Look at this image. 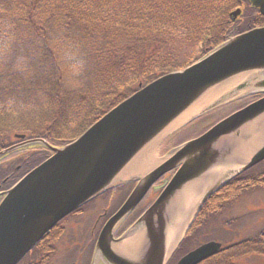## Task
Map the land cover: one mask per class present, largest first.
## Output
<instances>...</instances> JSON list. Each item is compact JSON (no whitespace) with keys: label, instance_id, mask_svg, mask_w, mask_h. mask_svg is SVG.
<instances>
[{"label":"water","instance_id":"obj_1","mask_svg":"<svg viewBox=\"0 0 264 264\" xmlns=\"http://www.w3.org/2000/svg\"><path fill=\"white\" fill-rule=\"evenodd\" d=\"M264 15V0H250ZM240 14L238 10L233 15ZM240 81V82H239ZM239 82V86H235ZM234 86L213 103L193 109L219 87ZM264 94V27L223 43L190 67L166 74L140 86L77 140L60 148L44 140L50 156L6 192L0 204V264L21 260L60 221L99 195L119 185L138 182L121 209L104 226L92 264H167L173 251L166 246L171 212L181 222L193 207V218L206 200L228 180L264 160V135L250 126L264 115V97L228 116L200 137L174 149L170 156L142 176L123 178L129 166L187 116L190 122L235 98ZM240 95V97H238ZM192 113V114H189ZM189 115V116H188ZM182 123V122H181ZM25 138L24 136H20ZM259 137V138H258ZM258 138L255 143L251 141ZM224 140L228 142L222 144ZM245 140L241 159L231 156L230 144ZM13 149L0 153V157ZM137 159V160H138ZM224 169V177L208 188L195 204L200 184L210 172ZM167 176L162 184L155 186ZM161 191L155 202L118 241L116 228L137 208L148 192ZM185 196V206H177ZM192 203H191V202ZM176 226V225H175ZM172 227V226H170ZM137 233L144 234L145 252L137 258L118 253L114 247ZM115 244V245H113ZM221 244L211 242L190 252L178 264H200L215 255Z\"/></svg>","mask_w":264,"mask_h":264},{"label":"trees","instance_id":"obj_2","mask_svg":"<svg viewBox=\"0 0 264 264\" xmlns=\"http://www.w3.org/2000/svg\"><path fill=\"white\" fill-rule=\"evenodd\" d=\"M241 2L0 0V143L15 134L53 147L75 141L140 85L185 69L230 38L264 26V16L248 3L240 18L232 17ZM58 42L67 45V57L73 58L69 78L56 57ZM189 48L197 54L184 57ZM46 157L42 152L31 156L11 185ZM254 171L238 180L240 186L259 183ZM238 181L206 202L176 257L195 247L226 203L246 191L236 188ZM132 186L121 188L123 196ZM54 233L20 264H50L59 238ZM214 239L228 241L225 236ZM263 242L264 231L227 246L204 264H231L247 253L264 254L254 249Z\"/></svg>","mask_w":264,"mask_h":264},{"label":"rangeland","instance_id":"obj_3","mask_svg":"<svg viewBox=\"0 0 264 264\" xmlns=\"http://www.w3.org/2000/svg\"><path fill=\"white\" fill-rule=\"evenodd\" d=\"M242 9L244 10L243 7H242ZM55 46H56L55 47L56 57L58 58L60 64H62L64 66L65 77L69 78L70 74L73 73V69L75 67V66L70 64V61L73 58L71 59V58L67 57V54H68L66 51L67 45H63L62 43L58 42ZM190 49L191 48L184 51V57H186L188 55H194L195 56L197 54V52L194 53ZM195 50L199 51L200 49L196 48ZM239 82L237 84H235V86H239L240 85ZM220 96H221V94L218 95L217 98L214 97L212 100H209L210 101L209 103H213L216 100L220 99ZM238 97H240V95ZM236 99H238V98H235L233 100H236ZM243 105H244V103L234 104V105H230L228 107H225L219 111H216L214 113H209V114L205 115L204 117H202L199 121L194 122V123L188 125L187 127H185L182 131H180L178 134H176L169 142L167 141L166 137L163 140L157 142L155 145H156V148H158L159 150H157L155 153H151V154H153L152 160L154 162L152 164H150L151 166L149 165L150 166L149 169H151L156 164H159L164 159H166V157H168V155H169L170 150H172L176 145L184 143V142L189 141L191 139H194L195 137H198L199 135H201L206 130V128L209 125H212L215 122H217L218 120L222 119L223 117H226V115H228L231 112L241 108ZM186 123H187V121L182 122L181 124L178 125V127L173 128V130L170 131L169 136L171 134H173L174 132H176L179 128H181ZM13 141H14V138H11L8 142H6L4 144H11V143H13ZM34 147H39V145H35ZM150 152H148V153H150ZM27 154L28 153H23V151L14 152V153L10 154L9 159H12L13 157H15L14 159H19V160L15 161V163L18 165L22 161L21 158L25 157ZM147 154L145 153V155H147ZM30 155H28L26 158H28ZM148 170H146V171H148ZM120 190H122V189H120ZM253 191L254 190H250V191L243 193L242 194L243 196L241 197V199L236 201L235 203H233L232 207H234V208L230 209L228 212H227V210L225 211L224 214H226V217L223 218V220L222 219L216 220V221H213V223L210 222L208 225V227L212 226V228L210 227V229H211L210 231L217 230L215 232V235L217 237H220V238L224 235H230V234L224 233L221 230H226V229L231 230L232 227L229 225V223L230 224L232 223L231 222L232 219L230 220L231 215L232 214L244 215L243 213H253V215L251 217H248L249 215H244L241 218H239L238 221L245 219L243 222L240 223L239 227L245 228L247 230L248 234H252L257 229H260L261 223L257 222V220L260 219L259 216L264 213V206H263L264 205V192H260V193L256 194ZM121 197H122L121 192H119L117 190L114 194H112L108 198V200H107L108 205H106L105 208L106 207L110 208V209L113 208V206H111V204H113L116 200L120 199ZM152 197L147 198V203H146L145 207H147L149 205V203L152 201ZM234 216H237V215H234ZM87 218H90L89 221H92L93 215H90ZM75 225H76L75 219L70 220L65 225L69 232L66 234V236H64V239L62 241H60V244L57 245V250H56L55 256H53V260L50 264H62L63 263L62 258L64 257L65 252H66L65 250L67 248L70 249L71 247H73L77 243H79L81 246L85 245V248H86L88 243H90V241L92 240V235H91L92 234V228L91 227L85 231V241H84V237L82 240H80V238H81L80 230L78 232L79 236H77ZM77 228H78V226H77ZM263 228H264V226H263ZM80 229L83 230V228H80ZM83 233H84V230H83ZM209 234H210V232L208 233V235ZM75 246H78V245H75ZM79 250H81V249H79ZM260 256H263V255L255 253L254 255L244 256L240 259V261L239 260L234 261L232 264H264V258L260 257ZM74 258H76V256H74V257L71 256L67 260L74 259Z\"/></svg>","mask_w":264,"mask_h":264},{"label":"flooded vegetation","instance_id":"obj_4","mask_svg":"<svg viewBox=\"0 0 264 264\" xmlns=\"http://www.w3.org/2000/svg\"><path fill=\"white\" fill-rule=\"evenodd\" d=\"M26 142L23 140V139H16L14 142H13V147H18V146H23ZM25 150V151H24ZM27 150V147H21L20 149L18 150H15L14 152H20V151H23V153H34V152H37L38 150H33V151H26ZM13 152V153H14ZM28 156V154L21 158V163H19L16 167H13L14 165V162L19 160V159H14L15 157H13L12 159H9L8 156L7 158H5V160L3 162H0V173H4L7 172L8 175H6V177H4V181L3 183L6 184L8 182H12L15 178L18 177V175L22 172V170H20L22 168V165L24 163V161L27 159L26 157ZM263 169V170H262ZM262 169H260L258 171V173H256V176L259 177V181H260V184L258 187H256L254 189L253 192H255L256 194L260 193V192H264V163H263V167ZM20 170V171H19ZM19 171V172H18ZM247 174V173H246ZM246 174L242 175L239 177V179H237L236 181H241L242 179H245V178H248L246 177ZM239 181L237 183H235V186L236 188H241V189H246L248 187H243V186H240L239 184ZM242 182V181H241ZM160 182H158L159 184ZM157 184V185H158ZM7 190V187L6 185H0V199H1V194ZM249 190V189H247ZM246 190V191H247ZM154 194L151 192L150 193V197H152ZM243 196V195H242ZM241 196V197H242ZM240 197V199H241ZM239 199V200H240ZM264 206V205H263ZM234 208V207H233ZM138 209V208H137ZM92 212L94 213V215H96V218L93 220L92 224H89L88 227L92 228V240L90 241V243H88V245L86 246L85 248V245L84 246H81L79 243L75 244V245H78V246H73L71 247L70 249L67 248L65 251V255L64 257L62 258V264H90L91 262V258L90 256H92L93 252H94V249L92 247H94V245L96 244V241L98 239V236H99V233L102 229V227L104 226V224L106 223V221L109 219L108 216H109V211H107L105 208H101L99 209L98 206H96ZM136 212V211H135ZM134 212V213H135ZM89 213H83L79 216H77V218L75 219L76 220V232H77V236L78 235V232L80 230L81 232V237L83 239L84 237V241H85V231L88 230L89 228H87L85 226V223L88 221L86 218ZM237 216L231 218L232 220L233 219H238L240 218L242 215L241 214H236ZM234 216V214L231 215V217ZM226 217V214H220L219 216H217V219L218 220H223V218ZM260 219L257 220V222L259 223H263V226H264V214L260 215L259 216ZM225 220V219H224ZM67 224V223H66ZM66 224L64 225H59V230H64L65 233L67 234L69 231L67 230V227L65 226ZM78 226V228H77ZM80 228H83L84 230V233H83V230L80 229ZM126 230V228H124V231ZM123 231V232H124ZM224 233L226 234H230V235H225L226 237H229L230 238V241L231 243H234L232 244L231 246L227 247V248H233V246L236 244L235 242L238 241L239 238H242L243 236L246 235L247 233V230L244 229V228H234V230H222ZM260 231H264V228L262 227V229ZM84 234V235H83ZM54 236H56V232L54 233ZM66 236V235H65ZM116 238L120 237L118 234L115 236ZM232 238V240H231ZM56 239V237L54 238ZM210 242V241H209ZM208 243V242H207ZM238 243V242H237ZM80 245V246H79ZM203 244H200L198 245L197 247L201 246ZM262 248H259V247H255L254 249H259L260 251H262L261 253H264V242H263V245L261 246ZM72 249V250H71ZM81 249V250H79ZM78 250V251H77ZM188 253V252H187ZM186 253V254H187ZM258 253V252H257ZM255 253H249L248 255H254ZM260 254V253H259ZM185 255V254H184ZM246 255V256H248ZM71 256H76V258L74 259H70V260H67L69 257ZM260 257H263L264 256H260ZM241 259V258H240ZM239 259V260H240ZM204 264V263H203Z\"/></svg>","mask_w":264,"mask_h":264},{"label":"bare ground","instance_id":"obj_5","mask_svg":"<svg viewBox=\"0 0 264 264\" xmlns=\"http://www.w3.org/2000/svg\"><path fill=\"white\" fill-rule=\"evenodd\" d=\"M234 85L233 84H228L222 87H219L218 89L214 90L211 94V96H207V98L203 99L199 104H197L195 106V108L193 109L192 113L196 112L197 110H199L205 103H207L209 100H212L214 97H218V95L223 94L225 91L229 90L230 88H232ZM189 113V114H192ZM189 116V115H188ZM189 117L185 116L183 117L179 122H177L175 125H179L181 124V122H183L184 120L188 119ZM175 126V127H177ZM250 131H259L258 136L263 134L264 135V115L258 120V122L255 123L254 126H250ZM260 137V136H259ZM258 137V138H259ZM258 138H255L251 141V143H255L257 141ZM159 142V141H158ZM227 140H224L222 142V144L227 143ZM243 144H247V141L245 140H238L235 141L234 144H230V148H231V156L236 158V160L241 159L244 155H246L245 153L248 152L246 150V148H244ZM152 150V151H151ZM157 150H159L158 148H156V145L153 147H150L146 152H144L143 154H141V156L139 157V159L135 160L130 166L129 168L123 173V178H134L139 176L140 174H145L149 169V167L151 166L150 164H152L154 161L152 160L153 158V154L151 153H155ZM151 151V152H150ZM150 152V153H148ZM145 153L147 155H145ZM150 165V166H149ZM226 170L224 169H218L215 171H212L209 173L208 176H205V179H203L201 181V183L196 184L194 183V189L196 187L197 191L199 189V187L201 188L202 186H205L206 184H210L214 179L218 178V176L220 174H224ZM140 173V174H139ZM14 187V186H13ZM150 193H148L146 195V197H149ZM185 196H183L178 205L177 206H185V201H186ZM191 202V201H190ZM192 203V202H191ZM177 215L173 214L171 212L170 214V221L172 222V227L169 226L168 231H167V241H166V246H167V250L168 252L173 251V249L176 247L177 242L179 240V236H180V227L183 225V227L187 224L188 221V217H183L181 222L177 224H175L177 217H175ZM176 225V226H175ZM182 227V230H183ZM128 239H125L123 241H121V243L117 244L116 247H114V249H116V251L118 253H121L123 255H125L126 257H131V258H137L138 254H142V252H145V246H146V239L144 238V234L141 233H137L133 236H128Z\"/></svg>","mask_w":264,"mask_h":264}]
</instances>
